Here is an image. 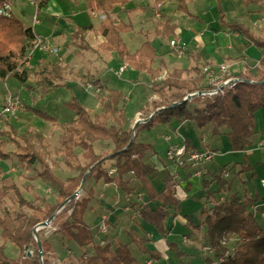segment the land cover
Masks as SVG:
<instances>
[{
  "label": "trees",
  "instance_id": "obj_1",
  "mask_svg": "<svg viewBox=\"0 0 264 264\" xmlns=\"http://www.w3.org/2000/svg\"><path fill=\"white\" fill-rule=\"evenodd\" d=\"M46 1L41 0L37 9L45 5ZM128 1L86 0L87 9L103 14L104 19L100 20L97 27L91 23L76 27L71 35L72 42L84 50H92L87 43L86 35L89 32L102 34L105 39L101 43L103 49L114 50L119 59L126 62L131 68L150 74L153 79L152 88L155 92L161 94L166 90L179 92L174 101L180 102L189 93L206 90L203 77L200 75L199 69L195 67L193 69L174 68L171 72H166L164 77L158 78L166 65L161 59L160 67L152 68L157 55L150 41H145L134 53L127 51L120 37V32L131 29V24L115 23L111 13L113 8L122 6ZM160 1L155 0V3ZM220 1L217 0L220 25L232 32H237L254 46L262 49L256 67L255 75L257 76L253 78L239 74L242 78L255 82H239L223 94H216L212 97L195 96L174 107L171 106L173 101L170 103H168L169 101L166 103L151 102L154 111L153 117L146 123L137 124L135 129L140 125H152L154 118L162 123H170L172 119H185L195 122L196 126L200 128L212 124L213 134H217L220 126H225L231 151H243L249 145V138L255 128L254 114L258 109H262L264 112V81L261 82L264 79V36L254 33L249 27L238 22H226L224 13L219 6ZM241 2L245 6L257 5L260 13L264 14V0H241ZM177 10L193 17L188 13L185 0H178ZM174 29V25L165 21L158 24L155 34L169 36ZM260 32H264V28ZM32 37L31 27H24L13 16L10 18L0 17V79L6 81L11 78L20 84H25L30 78H33L34 84L29 86V90L32 91L31 88L38 89L40 95L48 94L61 87L70 90L67 83L64 82L66 80L65 75L68 74L66 65L60 63L58 57L53 61H46L38 68L35 65H38L40 60L45 57V53L36 52L34 56L37 59L32 60L30 66L24 64L27 61L26 51L30 47ZM47 54L52 56L57 53ZM191 70L195 72V76L183 77L184 73H190ZM90 83L97 91L96 99L100 105L98 112L91 114L90 109L72 94L65 106L73 112L74 118L60 125L63 132L59 135V146L54 147L52 151L47 149L46 137L41 131L30 128L26 129L22 135H18L7 121L8 117H13V115L3 114L2 103L0 105V120L7 126L6 130L0 132V135L6 137V140L0 141V160L11 157V152H5L2 148L9 142L15 144L17 151L13 153L17 160L25 167H32L37 163L40 170L36 172V176L47 184L50 191L57 193L54 204L46 202L36 207L31 205L29 206L31 213H17L14 217H0V237L3 243L8 241L19 249V255L16 258H10L5 254L3 245H0V264H40L34 227L39 222L45 221L64 200L74 193L85 173H87L85 180L90 177L96 181L102 179L104 183H113L122 188L125 193H129L130 188L124 177L132 174L135 179L140 181L150 200L153 202L160 201V204L152 209L146 204L139 206L140 217L153 226L159 234H167L164 221L169 214L168 208H173L174 212H178L180 208L179 199L170 185H167L166 190L161 194H157L150 185L149 179L155 175L156 169L144 161V156L152 147L150 144L138 142L136 134L130 143L132 130L125 127L126 115L122 105L123 92L106 87L99 80L93 78ZM190 101H201L203 108L196 109L192 113L188 109ZM160 107L164 108L158 109ZM28 109L44 121L56 123V119L50 114L35 108ZM98 141H107L111 144L110 152L106 154L96 153L93 143ZM20 142L23 145H19ZM189 143L187 140L188 147H190ZM76 151L80 153V158L86 162L81 164ZM52 153L60 155L63 163L68 167L77 169L78 174L68 177L65 181L59 179L52 173L50 169L52 167L47 162ZM108 155L109 158L115 159V176H110L101 167ZM246 168L249 169L248 166ZM215 176L213 180H215L218 190L227 191L230 187L229 181H225L221 175L216 174ZM208 184H210L208 181H203V189L207 196L213 195L214 191L209 190ZM5 188L7 187L0 188V200L6 195L3 191ZM257 198L245 199L242 202L238 196L232 195L228 200L213 204L210 211L204 215L202 223L206 225L207 243L211 246L215 257L222 258L217 264H264V226L252 211L247 210L248 204L252 203L251 200L256 202L259 199ZM19 200L22 205L27 204L22 199ZM88 202L89 198L86 197L72 198L64 204L52 221L53 224L57 223V232L62 233L67 241H73L79 247H86L94 242L90 226L83 220ZM68 211L67 217L60 220L62 214H67ZM40 230L37 231V235ZM229 237L238 238L232 253H228V249L222 245V241L226 242ZM130 242L138 244L142 253H149L152 258L159 259V253L156 251L149 252L146 249L144 239L131 235ZM41 245L44 256L47 251H50V246L43 239H41ZM169 245L176 250L175 243L169 242ZM93 248V253L85 255L81 264L136 263V259L126 243H118L113 251L110 249L109 243L95 245ZM30 250L32 253L28 255L27 251ZM42 264H48L46 257H43ZM206 264H212V260L207 259Z\"/></svg>",
  "mask_w": 264,
  "mask_h": 264
},
{
  "label": "rangeland",
  "instance_id": "obj_2",
  "mask_svg": "<svg viewBox=\"0 0 264 264\" xmlns=\"http://www.w3.org/2000/svg\"><path fill=\"white\" fill-rule=\"evenodd\" d=\"M34 1L39 3L41 0H34ZM219 6L221 10H225L224 12L226 13V16L230 18L231 12L233 10H230L227 4H226L227 9L223 8V6L221 7V5ZM205 7H206L205 9L206 16H204V18L208 23L212 25V29L215 30L217 27H221L220 22H219V14L217 15V12L219 9L217 1L216 0H213V1L206 0ZM12 12H13V17L16 18L24 27H31L33 23L32 22L33 16L36 12V6L34 5V3H31L30 0H17V1L15 0L13 1V5H12ZM73 13H75V15H73ZM213 13L216 15H213ZM93 14H99V13L89 11L87 9L86 0H47L45 5L41 6V8H38L37 17L39 18V22L35 24L34 30L38 33H48V30L51 28L50 23L54 21L53 19H57L60 23L64 22L66 25L68 24L71 27L74 25L73 30L72 28L70 30L71 31L70 38H68V40H70L72 44L74 42H72L71 35L75 31L76 27H78L75 24L79 25L81 22L85 24L86 22L89 21L90 17L93 21L94 26L99 24L98 18L96 17L97 15L93 16ZM79 15H81V17H78ZM111 15L115 23L120 22V21H116V19L114 18V13H111ZM100 18L102 20L104 19V16L101 14ZM158 24L159 23H157L156 27L154 28V32ZM131 30H133V27L129 30L121 31L120 37L122 33H126ZM92 33H88L89 41H87V43L89 44L90 42V44H92V47H95L93 48L94 50L92 52H87L84 54L81 52L83 49L80 48L79 50H77L78 51L77 54H79L80 52L82 54L81 56L77 57V61L79 64L82 63L80 65L88 67L89 63H87V59H90L91 61L94 62V67H97V71H98L102 68H105V64H109V62H111L110 60L114 58L115 56H117V54L114 52V50L108 51L101 47V43H103V41L105 40L104 39L100 43V37L104 38L102 34L97 33V32L95 33L92 32ZM185 34H186V29H181V33L179 37L187 38L188 35L185 36ZM65 35L66 36L68 35V30H66L63 36L65 37ZM260 35L263 36L264 32H260ZM156 36H162V35L156 34ZM164 38H166V40L169 39L168 35L165 36ZM121 39H122V42L126 46V43L124 42L122 37ZM231 39H232L231 44L233 45V47H235V44H236V46H238L240 50H242V47H244V43L243 44L241 42L237 43V40L235 38H231ZM169 41H168V44H169ZM244 41L250 44L248 40L244 39ZM188 42L189 41L182 42L181 45L184 46L183 44H186ZM74 44L77 45L76 43ZM126 49H127V46H126ZM175 51H177L175 46H171L169 49V52L171 54L177 55ZM107 52H112V53L108 54ZM56 58H57V55L51 56L45 53V57L42 58V60H40V63L35 66L39 68L44 63H46V61L50 62V61L55 60ZM239 62H241L240 66L241 67L243 66V69H241V67L238 66L237 70L235 67L232 70L231 64L229 62H222V63H225L226 65H228V69H229L228 72L231 73L232 75L242 74L247 77H253V78L257 76L255 75L256 74V69H255L256 64L255 66L251 64L252 66H248L250 67L248 69V68H245V66L247 65L246 63L242 62L241 60H239ZM180 63L183 64V62H180ZM175 64L176 63L171 62L169 64V67L175 66ZM200 64L201 63L198 62L197 59H195L193 62L189 60V65L187 66L182 65L181 68H177V69H193L194 67L196 69H199ZM212 64L215 67L218 65V63H215V64L212 63ZM80 65H77V66L80 67ZM65 67L67 69L66 72L68 74L65 75L66 80L64 82L68 83L67 86H69L70 88V85L73 83V81H77L78 74L75 73L73 70L71 71V69L67 67V65ZM116 68H117V65L111 62V64L109 65V68L105 72V79L108 80L109 82L117 83V81L119 80L118 77L115 76L114 74V71L116 70ZM193 72L191 70L190 73H184L183 77H190L193 75ZM91 77L93 78L94 76L88 73L79 74L80 84L86 86L87 82H92ZM33 84H34L33 78H30L28 82H26L25 84H20L11 78L8 79L7 81H3L0 79V93L11 92V93L17 94L20 97L22 101V108L15 115H13V117L14 116L16 117L19 112H23L25 113L26 121L31 122L35 125L33 126L29 123L26 129L32 128L37 131H41L43 135H46V134L49 135L50 133H52V136H47V137L45 136L47 144H48L47 149L49 151H52L54 147L59 146V131H60L61 126L60 127L58 126L57 120H56V123L51 122V124H48L46 127L41 128L40 126H42V123H43L41 122L42 121L41 118L36 116L28 108L36 107L35 109L37 108H40L43 110L46 109L48 112L51 109L49 108L50 105L54 107L62 105L61 102L64 99L59 97V100H56V99L53 100V98L51 97L52 96L51 94L49 95L48 102L46 100L39 101L43 99L45 96H47V94L40 95L39 90L35 88H31L32 91H30L29 86H33ZM19 88L21 89L19 90ZM24 88H26V90H23ZM91 88L94 90V94L96 96V92H97L96 89L93 86ZM57 89H54V90H57L56 93L59 92L58 95H60V93H62V95H68V94L70 96L72 94L75 95L82 104L87 105V107L90 109L91 114L93 113L91 110L98 106V102L95 103L96 100L92 96V94L84 92L79 86L73 85L70 88V90L66 88H62V87L57 88ZM152 90L150 89L151 93H152ZM150 91H148V93H150ZM156 94H157V97H156L157 102L161 101L162 103L163 102L166 103L169 101L168 103H170L177 99L179 92L173 91L172 94H165L164 96H161L160 95L161 93L156 92ZM64 97L66 98V96ZM201 100L203 101L204 99H201ZM150 105H151V108L148 106L146 109H143V110L141 109L143 111V112L140 111L141 114L144 113L145 114L144 116L151 114V110L153 109V105L151 102H150ZM129 107L130 106L126 107L127 112L130 110L128 109ZM202 108H203V103L201 101H197V102L190 101V103L188 104V109L192 113H194L196 109H202ZM67 112L68 110H66V113ZM254 118H255V124L257 122V131H260L261 128L264 126L263 110L258 109L254 114ZM155 120H157V118H154L152 125H149V126L140 125L137 129L134 130V134H136L137 140H141L143 142H150L153 145L155 144L153 148L155 151L158 152L157 156H160V158H162V155H164V152L166 149V142L164 140L165 139L164 135L165 134L172 135L173 134L172 128L177 125L179 120L172 119L175 121L171 120L170 124L162 123V122H158L159 124H156L154 123L156 122ZM7 121H8V124H10L15 129L18 135H22L25 132L26 129L24 130V126L19 129L16 126L15 128L14 125L10 123L13 121L12 116H9ZM36 121H39V122H36ZM141 123H146V122H140L139 124ZM6 129H7V126L3 123L2 120H0V132ZM57 132H58V137H57ZM254 132L256 131L253 129L252 135L254 134ZM179 133L184 138L189 139V142L193 143L195 148L197 149L209 148V149L220 151V154L216 155L213 160L207 162L205 165H202L200 167V169H203L207 172L204 175V178H203L204 180L203 179L202 180L205 181V179H207L208 181H211L209 182L210 184L213 183L211 188L214 191L213 192L214 195H209L207 197V198H212V200L208 201V203L200 202V201H203L202 200L203 197L200 198L201 193L203 191V188L200 186L201 182L199 181L198 183L197 179L191 178V182H193V184L188 189L189 191L187 193L188 197L180 203V208L178 212H174L173 208H168L169 214L166 216V219L164 221V224H165L164 226H165L166 231H169L168 228L170 227L171 232L175 234L174 240H171V241L176 244V250L172 249L169 245V242L165 240V236L167 234L165 235L159 234L156 230H154L155 228L153 226L152 227L154 229L152 228V231H154L153 233H156V234H153L151 239L158 240L160 236L162 237L163 241L161 242V244L159 243L152 244L151 242L149 245H147V248H149L148 249L149 252L156 251V253H159V259L152 258L149 253H142L138 244L135 245L134 243H132L133 249L137 250L136 253L140 252L141 254H143L142 255L143 257L142 256H138V257L140 261L145 262V263L149 262L148 260L151 259L152 264H206L207 259H210L212 260V264H217L220 261L219 260L220 258L215 257L213 251H210L209 249H207L208 247H211V246L207 243V239L205 237V231L202 228V226L206 228V225H203L202 219H204V215L210 211L211 207L213 206L212 204L220 203L223 200H228L230 196L232 195L238 196L242 202L245 199H249L248 196H251V195L253 196L256 195L259 198V199L257 198L258 200L256 202L261 200L260 199L261 197L259 195L264 194V190L260 187L258 183V179L260 178V176H264V154L260 150H256L258 148L257 146L258 137L255 138L256 136L254 135L253 136L251 135L253 141L249 142L251 149H254L253 151L251 152L246 151L249 149V148L246 149L247 147H245L243 151L241 152L231 151L230 142L227 136V128L225 126H220L218 128L217 134H213L212 124H209L205 127L200 128V127H197L196 124L192 125V124L187 123L186 126L179 131ZM161 134L163 135L162 140L164 142L160 138ZM204 135H206L205 143L202 142ZM176 138L177 140L181 139V137L177 134H176ZM3 140H6V137L1 134L0 141H3ZM20 143L21 144L19 143L18 144L23 145L22 142ZM206 143H208L209 145H207ZM108 145H109L108 143H101V142L96 143L95 144V148H97L96 151L102 154L109 153L111 148ZM2 149L5 152H8V153L11 152L10 153L11 157L5 160H0V168H1L0 188L4 186L7 187L5 188V190H3L6 195L4 196L2 200H0V217H4V216L14 217L17 213H31V209L29 208V206L31 205L32 206L34 205V207H36L46 202L50 204H54L56 201L57 193L54 191H50L47 184L44 183L40 178L36 176V172L40 170V166L37 163H35L32 167L31 166L25 167L24 164L20 163L19 160H17L16 156L14 155V153L17 151L16 145L11 142H9ZM76 152L78 153V158L80 159L81 164L86 162L80 158V153L78 151ZM154 156H155L154 154L152 155L148 154L147 156H145V159L147 158L149 159L150 157L149 164L154 166L156 170L158 169V171H160L159 169L163 170L165 166L162 165L163 167H160L157 164L156 158ZM47 162L50 165V167H52L50 168L52 173L55 172L56 174L55 173L54 174L56 176L59 175L60 178L58 176L57 177L64 181L67 179L66 176H70L72 175V173H74V170L76 172H79L77 169L71 168L65 165L60 155H56L55 153H52L49 155ZM111 162H114V163H111ZM114 164H115V159L109 158V155H108L106 156L101 167L105 171H109L110 167H112L111 165L114 166ZM247 166L249 167V169L246 168L247 169L246 170L245 167ZM241 169H244V171H241ZM216 174L221 175L223 179H225V181H229L230 187L229 189H227V191L218 190L219 188L215 180H213L214 178L211 179V177H214ZM169 175L171 179H173V182L170 186L174 189V192L176 193V190H177L178 195L185 197L184 196L185 194L183 195V192L186 191L185 188L179 187L177 189L174 187L175 183L181 180L184 181L185 178L183 176L181 177L179 173H174V172ZM111 176H115V175L112 174ZM124 179L127 181L128 187L130 188L129 193H125L124 190L120 187L118 190H116L114 187H110L109 199L112 202H114L115 199H118L119 201H122V202H125V201L128 202L129 206L131 203H132L131 206H134L136 203H134L131 199L138 200L142 198V200L145 202L148 201V202L153 203V201L148 198L146 190L141 185L140 181L137 179L135 180L132 174L126 175ZM94 180L95 179L93 177L87 178L85 180L82 186V191L78 198L80 197L89 198L93 196V190L96 185L95 183L96 180L95 181ZM162 182H164L166 186V182L164 181V179L162 180ZM133 183H135V186H130V184H133ZM210 184H208V186ZM101 185H102V182L100 181L97 184V188H96L97 192H100V191L107 192L105 189L102 190ZM153 185L155 187H158V186H161L162 183L154 182ZM135 188H137L138 190L135 191ZM154 190L156 191L155 188ZM139 194H141L142 197H139ZM95 198H97L99 202L104 201V199H99L98 196H95ZM198 198H200L199 199L200 201L198 200ZM19 199H22V201H25L27 204L22 205ZM251 201L252 203L248 204L247 206V210L249 211H252V208H253L252 204L256 203L254 202L255 200L254 201L251 200ZM140 205L141 204H137L135 206L139 208ZM203 206L205 207L204 211L202 210ZM97 211L98 210L96 209V212L94 213L93 211L91 212L90 210H86L85 213L83 214V220L91 224L92 226L91 232L94 233V235L97 236L98 238V239H95L93 244H90L86 247H79L73 241H67L62 233L56 231L57 223L53 224L52 222L50 225L44 228H41L37 237L40 242H41V239L46 240L50 246V251L49 252L47 251L46 254L43 256V247L41 245L42 247L41 259H43V257L44 258L46 257V259L48 260V264H81L82 258L85 255L93 253L94 251L93 247L95 245H99L98 244L99 239L106 240L107 238L110 239V237L112 239L113 236L111 235L108 236L105 233L106 231L109 230V227H107V224H109V217L105 215L107 213H104V212L99 213ZM68 214H69V211L67 212V214L66 213L62 214L60 220L65 219ZM96 214H100L99 218L96 217L97 219L93 221L94 216ZM104 217L105 219H103ZM257 218L259 222H263V220H261L259 216H257ZM141 219L142 221H140L139 226H136L133 223L130 224L132 225V228L128 231V235H126V233L125 234L121 233L122 230L117 232V239L120 241L122 240L126 241L128 238L130 239L131 235L137 236L136 233L143 231V230H147L145 229V227L149 228L148 223L146 221L144 222L143 218ZM103 224L106 225L105 232L100 231V227ZM130 231L131 233L129 234ZM183 235L185 236V240L187 241V244L186 243L183 244L182 242V240L184 239ZM193 235H194V238L192 239L190 238L188 242L189 236H193ZM118 240L117 241L112 240L114 243L110 240L109 244H110V249L112 251L115 249V246L120 242ZM237 240H238L237 237H229L227 241L225 242V244H222V245L228 249V253H232V251L235 248ZM146 243L144 244L145 247H146ZM0 245H3L5 254L8 257L16 258L19 255V249L14 244L8 241L3 243V240L1 237H0ZM27 252H29L30 253L29 255H31L32 250L27 251ZM178 252L180 253L178 254ZM142 262H139L138 264H142Z\"/></svg>",
  "mask_w": 264,
  "mask_h": 264
},
{
  "label": "crops",
  "instance_id": "obj_3",
  "mask_svg": "<svg viewBox=\"0 0 264 264\" xmlns=\"http://www.w3.org/2000/svg\"><path fill=\"white\" fill-rule=\"evenodd\" d=\"M211 1H213V0H211ZM185 3L187 4L188 13L190 15H192L193 17H190L188 14L177 10L178 0H161L158 3H155V0H129L126 4H124L122 6H116L115 8H113L112 13H114V18L116 19V21H120V22H123L126 24L130 23L133 27V30L121 34V37L123 38L124 42L126 43L128 52L134 53L136 50H138L141 47V45L145 41H150L152 46L154 47L155 53L158 57L154 60V62L152 64V68L160 67V61L162 59L166 65L162 69L163 73L171 72L174 68H181L182 65L187 66V65H189V60L191 62H193L195 59H197L198 62H200L201 64L202 63H211V64L214 63L215 64V63L229 62L231 64L232 70L234 69V67L237 70V67L240 66L241 62H239V60L246 63L247 65L245 66V68H248V69L250 68L248 66H252V65L255 66V64H256V67L258 66V58L261 55L262 49L254 46L249 40H248V42L250 44H248L246 41H244V39H246V38H244L242 35L238 34L237 32H231L229 29L222 27L221 25H220L221 27H217L215 30L212 29V25L210 23H208L204 18V16H206L205 15L206 14V10H205L206 9V7H205L206 6V0H185ZM226 4L229 6L228 8L230 10H233L231 12L230 18L228 16H226V13L224 12L225 10H222L224 13V17H225L226 22H238L240 24H243L244 26L249 27L251 29V31H253L254 33L260 34V30L262 28H264V14L260 13L257 5L256 6L255 5L245 6L241 2V0H221L220 1L221 7L223 6V8H225V9H227ZM218 14H219V11L217 12V15ZM73 15H75V13H73ZM213 15H216V14L213 13ZM93 16H96L98 18V22H100L101 14H93ZM78 17H81V15H79ZM53 20L54 21L50 23L51 28L48 30V33H39V34L46 36L50 40L52 46L58 48V52L56 55L59 58L58 59L59 62L61 61L60 63H62L63 65H67V67H69L71 69V71L73 70L75 73L78 74L77 81H73V83L70 85V88L73 85L79 86L84 92L92 94V96L96 100L95 103L98 102L96 99V96L94 94V90L91 87L87 86L88 84L91 85V83L87 82V85L85 86V85L80 84V82H79L80 81L79 80L80 79L79 74H87L88 73V74L94 76L93 77L94 80H99L104 86L122 91L124 94V99H123L122 105L124 106L125 115H126L125 127L127 129H131L133 126L134 120L136 119V113L138 111L143 112L142 110L146 109L148 106L151 108L150 102H153V101L157 102L156 101L157 94L155 91L152 90L153 79L151 78L150 74H148L146 72H139V71L131 68L126 62L121 61L118 56H115L110 61L117 65V68L114 71V74H115V76L118 77L119 80L117 81V83L109 82L108 80L105 79V72L109 68V65L111 64V62H109V64H105V68H102L98 71H97V67H94V62L91 61L90 59H87V63H89L88 67L80 65L82 63H80V64L78 63L77 57L81 56L82 53L85 54L87 52H92L94 50L93 48H95V47H92V44H90V42H89L92 50H90V49L84 50L83 49L82 51L80 50L82 53L80 52L79 54H77V52H78L77 50H79L80 47L75 45L74 43L71 44V41L68 40V38H70V33H71L70 30H71V28L73 30L74 25L71 27L68 24L66 25L64 22L60 23L57 19H53ZM165 21H168L170 25H174V27H175L173 33L168 36L169 37L168 40H166V38H164L165 36H156V34L154 32V28L156 27L157 23H163ZM89 23H91L93 25V21H92L91 17L89 18V21L86 22L85 24H89ZM75 25L81 26V25H84V23L81 22L79 25H77V24H75ZM181 29H186L185 36L188 35L187 38L179 37V35L181 33ZM66 30H68V35L67 36L65 35V37H64L63 35L66 32ZM89 33H92V32H89ZM240 36H242V37H240ZM231 38H235L237 40V43H239V42H241L242 44L244 43V47H242V50H240V48L238 46H236V44H235V47H233V45L231 44V42H232ZM86 39H87V41H89L88 34L86 35ZM171 39H174L176 41V43L181 46L182 51H183L181 54H178L177 51H175L177 53V55L171 54L169 52V49L171 46L168 44V41ZM103 40H104V38L100 37V43ZM186 41H189V42L186 44H183L184 46H182L181 45L182 42H186ZM235 43H236V41H235ZM165 51H166V53H165ZM107 53L111 54L112 52H107ZM43 57H44V55H43ZM36 59H37V57L34 56L32 60L34 61ZM32 60H31V63H32ZM171 62L176 63L175 66L169 67V64ZM180 62H183V64H181ZM124 63L127 64V68L122 73H118L120 66L123 65ZM77 65H80V67ZM256 67H255V69H256ZM241 69H243V66L241 67ZM81 71H83V72H81ZM195 75H196L195 72H193L192 76H195ZM20 89L21 88H19V90ZM150 89L152 90V93H151ZM23 90H26V88H24ZM57 90L49 92L47 94V96H45L43 99H41L39 101L46 100L48 102L49 95L52 94L51 97L53 98V100L54 99L59 100V97L64 99L61 102L62 105L55 106V107L50 105L49 108H51V109L48 112L46 109H45L46 111L43 109H40V108H37V109H39L43 112H46V113L50 114L51 116H53L57 120V124L60 127V125L62 123H66L67 121L74 118V114H73V112L68 110L67 107L65 106V103L70 99L71 96L69 94L68 95H62V93H60V95H58L59 92L56 93ZM147 90L150 91L151 94L148 93ZM173 91H176V90H172V91L166 90L164 93H162L160 95L164 96L165 94H172ZM4 94H5V92L0 93V105L2 103ZM19 94H20V92H19ZM64 96H66V98ZM85 106H87V105L85 104ZM88 106H89V104H88ZM127 106H130L128 108V109H130L128 112L126 110ZM34 108H36V107H34ZM99 108H100V105L98 103V106L91 110L93 112L92 114H95L96 112H98ZM66 110H68L69 113L68 112L66 113ZM153 112L154 111L152 109L151 113H153ZM142 115L144 116L145 114L142 113ZM12 118H13V121L10 123H12L14 125V127L16 126L19 129L24 126V130H25L28 127L29 123L31 125L35 126L33 123L26 121L25 113H23V112H19L16 117L14 116ZM41 120H42L41 122H43L42 126H40L41 128L46 127L48 124H51V122H49V121H44L43 119H41ZM155 121L156 122H154V123L159 124L158 120H155ZM172 121H175V120H172ZM36 122H39V121H36ZM187 123L195 125V122H190L188 120L181 119L178 121L177 125L172 128V131H173L172 135H175L177 133L181 138H184L179 133V131L182 128H184ZM168 124H170V123H168ZM254 130L256 132H254L253 135L256 136L255 138L258 137V140H259V138H261L263 135L264 126L261 128L260 131H257V122H256ZM62 132H63V129L60 127L59 135ZM44 136H46V137L52 136V133H50L49 135L46 134ZM162 136L163 135L161 134L160 135L161 140H162ZM252 136L249 138V142L253 141ZM57 137H58V132H57ZM174 140H176V138ZM186 140H189V139H186ZM137 141L142 142V143H146V144H150L152 149L148 150L145 153V156H147L148 154H150V155L154 154L155 155L154 157L156 158L157 164L160 167H163L162 165L165 166V168H163V170L159 169L160 171H158V169H157L155 172V175L150 179V185L156 189L157 194H161L166 190L167 185H171L173 182V179H171L169 174H171L172 170H174L173 169L174 166L165 157V152H164V155H162V158H160V156H157L158 152L155 151L153 148L155 144L153 145L150 142H143L141 140H137ZM203 141H204L203 143L206 142V135H204ZM99 142L108 143L107 141H98V142L93 143L94 150L96 153H99V152L96 151L97 148H95V144L99 143ZM189 144H190L191 148H195L193 143H189ZM206 144L209 145L208 143H206ZM108 146L110 148H112L111 144H109ZM248 148L250 149L251 146L248 145L246 149H248ZM145 156H144V161L149 163L150 157H149V159L148 158L145 159ZM158 160H159V162H158ZM111 163H114V162H111ZM150 163H152V162H150ZM111 166L113 167V165H111ZM179 171H180L179 175H181V177L183 176L185 178V180L184 181L181 180V181L175 183L174 187L177 189L179 187H181V188H185V190H186L183 192V195L185 194L184 195L185 197L178 195L177 190H176L175 195L179 199V203H181L184 199H186L188 197V195H187V193L189 192L188 189L193 184V182H191V178L197 179L198 183L200 181L201 182L200 186L203 188L202 183L204 180L203 179L204 176L194 177V176L190 175L189 174L190 168H182V169H179ZM186 173L188 175H186ZM77 174H78V172H76L74 170V173H72V175H70V176H66V178L76 176ZM57 176L59 177V175H57ZM260 177H263V176H260ZM163 179H164V181H166V186H165V183L162 182ZM211 179H213V177H211ZM100 181L102 182V185H101L102 190L105 189L107 192H103V191L97 192V189H96L97 184ZM205 181H208V180L205 179ZM154 182H161L162 185L155 187L153 185ZM208 182H211V181H208ZM95 183H96V185H95L94 190H93V196L89 197V202H88V206H87L86 210H90L91 212L93 211L95 213L96 209H97L98 210L97 212H99V213H101V212L107 213L105 215H107L109 217V224H107V227H109V230H108L109 233H108V231H106L105 233L108 236L109 235L113 236L112 239H111V237H110V239H108V238L106 239L107 243H110V240L111 241L112 240L117 241L118 240L117 239V232H119L120 230H122L121 233H124V234L126 233V235H128V231L132 228V225H130V224L133 223L136 226H139L140 221H142V219H141L139 211H138L139 208L135 205H137V204H141V205L146 204L147 205L148 204L149 207L152 209V208H154L160 204V201H156L155 203L154 202L151 203L148 201H146V202L143 201L142 198H140L138 200L131 199L134 203H136L134 206H131L132 203L129 206L128 202H126V201L122 202V201H119L118 199H115L114 202H112L109 199L110 187H114L116 190H118L119 187L113 183H104L102 179L98 180L97 182L95 181ZM212 184L213 183H211L209 185V190H211V191H213V189L211 188ZM130 186H135V183L130 184ZM137 190L138 189L135 188V191H137ZM95 196H98L99 199H104V201L99 202V200L97 198H95ZM252 196L253 195L248 196V198H250V199L257 198L256 195L253 196V198H252ZM259 196L263 197L264 194L259 195ZM139 197H142V195L139 194ZM201 197H203L202 198L203 201L199 200ZM207 197L208 196L206 195V192L203 189L201 196H200V198H198V200L202 203H208V201H211L212 198H207ZM209 206H210V204H209ZM204 208L205 207L203 206L202 207L203 211H204ZM99 215L100 214H96L94 216L93 221L95 219H97L96 217L99 218ZM257 216H259V215H257ZM257 216H256V218H257ZM108 217H107V219H108ZM260 219L263 220L262 217H260ZM85 223L90 226V229L92 231L91 224L86 222V221H85ZM260 223L263 224V222H260ZM120 226H122V227H120ZM148 226H149V228L145 227V229H147V230H143V231L136 233L137 237L142 238L145 241H147L146 249H149V248H147V245H149L151 242H152V244L153 243L161 244V242L163 241L162 237H160V236H159L158 240L151 239L153 234H156V233H153L154 232V231H152L153 227L150 224H148ZM202 228L205 231L206 228L204 226H202ZM168 229H169V231H167V235L165 236V240L168 242H172L171 240H174L175 234H173V232H171L170 227ZM93 237H94V241H95V239H98L97 236L94 235V233H93ZM183 238H184L182 240L183 244H185V243L187 244V241L185 240L184 235H183ZM190 238L191 239L194 238V235L189 236L188 242H189ZM118 241H120V240H118ZM120 242L128 244V247L130 248L131 252H133L132 254L137 261L135 264L142 262V261H140L138 256H142L143 254H141L140 252L136 253L137 250L133 249V245H132L133 242H130L129 238L126 241L122 240ZM149 257H147V258H149ZM148 261L149 262H146L147 264H152L151 259ZM146 263L142 262V264H146Z\"/></svg>",
  "mask_w": 264,
  "mask_h": 264
},
{
  "label": "built area",
  "instance_id": "obj_4",
  "mask_svg": "<svg viewBox=\"0 0 264 264\" xmlns=\"http://www.w3.org/2000/svg\"><path fill=\"white\" fill-rule=\"evenodd\" d=\"M13 1L15 0H0V17L10 18L13 16L12 12V5ZM17 1V0H16ZM31 3H34L36 6V12L33 16V23L31 25L33 37L30 40V47H28L26 51V58L27 61L24 62L26 66L31 65L32 57L36 52L41 53H50L55 54L58 52V48L52 46L50 40L37 32H35L34 27L35 24L39 22V18L37 17V6L38 3L34 0H30ZM171 46H175L177 49L178 54H181L182 48L180 45L176 43L174 39L169 41ZM127 68V64H123L120 66L118 73H122ZM228 65L225 63H219L216 67L211 63H202L199 66V73L203 77V82L207 87L206 90L200 91L201 97H212L216 94H223L226 90L233 87L235 84L239 82H255L254 80L242 78L239 75H232L228 72ZM165 73H162L158 78L164 77ZM89 87L92 85L88 84ZM197 93V92H194ZM21 99L17 94L6 92L4 94L2 100V112L6 115H15L21 109ZM153 117V113L142 116V114L138 111L136 113V120H140L141 122H147ZM185 120V119H184ZM177 134V133H176ZM175 135H164L165 142H166V149H165V157L171 162L174 166L172 173H179V169L182 168H190V175L194 177H202L207 172L203 169H200L202 165H205L207 162L214 159V157L220 154V151L213 150L209 148H191L187 146V140L185 138H181L177 140ZM178 135V134H177ZM176 138V140H174ZM204 140V136H203ZM204 142V141H202ZM258 148L256 150H260L264 154V132L261 138L258 140ZM254 149H248L247 151L251 152ZM108 174L111 176L112 174H116V168L113 166L107 171ZM186 175H188L186 173ZM185 175V176H186ZM258 183L260 187L264 190V176L258 179ZM261 200L252 204V212L255 216L259 215L263 219V226H264V196L260 198ZM105 219V217L103 218ZM106 225L103 224L100 227V231L105 232ZM106 240L99 239V245H104ZM222 244H225V241H222ZM210 251H212L211 247H208ZM220 261L222 260L219 259Z\"/></svg>",
  "mask_w": 264,
  "mask_h": 264
},
{
  "label": "water",
  "instance_id": "obj_5",
  "mask_svg": "<svg viewBox=\"0 0 264 264\" xmlns=\"http://www.w3.org/2000/svg\"><path fill=\"white\" fill-rule=\"evenodd\" d=\"M263 81H264V79H263L261 82H263ZM261 82H260V83H261ZM200 94H201V92H197V93H189V94L185 95V96L183 97V99H182L180 102H178V101H176V102H172L171 106L174 107V106L178 105L179 103H181V102H185V101H188V100L192 99L193 97H195L196 95H200ZM162 108H164V107H160V108H158V109H162ZM158 109H157V110H158ZM153 114H154V112H153ZM140 122H141L140 120H136V121L133 123V126H132V128H131V129H132V135H131L130 143H131V141H132V139H133V136H134V130H135L137 124H139ZM86 174H87V173H85V174L83 175V177H82V179H81V181H80V184H79L78 188L74 191V193H73L70 197H68L66 200H64V201H63V202L57 207V209L52 213V215H50L45 221L39 222V223L36 224V226L34 227L35 240L37 241L38 255H39V262H40V264H42V259H41V255H42V247H41V242L39 241V239H38V237H37V231H38L39 229H41V228H44V227L50 225V224L52 223V221H53L55 215H56L58 212L61 211V209L63 208V206H64V204H65L66 202H68V201L71 200L72 198H78V197H79V195H80V193H81V191H82V186H83L84 180H85V178H86ZM27 254L29 255L30 253L28 252Z\"/></svg>",
  "mask_w": 264,
  "mask_h": 264
},
{
  "label": "bare ground",
  "instance_id": "obj_6",
  "mask_svg": "<svg viewBox=\"0 0 264 264\" xmlns=\"http://www.w3.org/2000/svg\"><path fill=\"white\" fill-rule=\"evenodd\" d=\"M219 64V63H218Z\"/></svg>",
  "mask_w": 264,
  "mask_h": 264
}]
</instances>
